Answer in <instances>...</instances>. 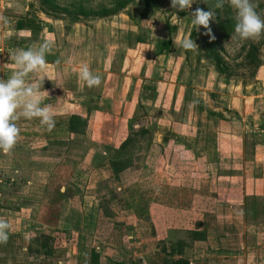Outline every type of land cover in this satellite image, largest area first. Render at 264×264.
<instances>
[{
	"label": "rangeland",
	"instance_id": "obj_1",
	"mask_svg": "<svg viewBox=\"0 0 264 264\" xmlns=\"http://www.w3.org/2000/svg\"><path fill=\"white\" fill-rule=\"evenodd\" d=\"M217 2L0 0V79L47 24L26 82L43 78L56 121L21 116L0 151V264H264V35L230 52L235 13ZM190 34L198 51L180 47Z\"/></svg>",
	"mask_w": 264,
	"mask_h": 264
},
{
	"label": "clouds",
	"instance_id": "obj_2",
	"mask_svg": "<svg viewBox=\"0 0 264 264\" xmlns=\"http://www.w3.org/2000/svg\"><path fill=\"white\" fill-rule=\"evenodd\" d=\"M196 0H171V6L178 11L191 8ZM229 6L234 10L235 24L230 41L225 44L230 52H235L245 41L254 40L264 35V16L258 11V0H227ZM224 0H218L216 7H222ZM212 10L200 8L191 12L192 31L203 27L207 34H211L209 23L214 19ZM0 20L7 22L6 18ZM212 39L215 37L212 36ZM180 47L186 51H198L197 44L191 34L180 41ZM51 51V43L43 42L36 49H20L14 56L17 70L7 79H0V151L9 153L16 144L20 129L16 121L22 117L26 119L39 118L42 126L48 131L55 127L54 114L49 106H41V88L43 78L40 81L26 82L29 74L43 68L46 64V54ZM81 80L87 87H98L102 78L94 74L87 64L82 65L79 72ZM9 223L0 218V245L6 244L9 239Z\"/></svg>",
	"mask_w": 264,
	"mask_h": 264
},
{
	"label": "trees",
	"instance_id": "obj_3",
	"mask_svg": "<svg viewBox=\"0 0 264 264\" xmlns=\"http://www.w3.org/2000/svg\"><path fill=\"white\" fill-rule=\"evenodd\" d=\"M17 27L18 28H21V29H26V27H24L23 25H22V23L21 22H18L17 23ZM27 29H29L32 33H35V31L36 30H34L32 27H28ZM73 118H75L74 116H71L70 117V122H68L69 123V129H71V130H75V128L73 129V124H72V119ZM77 129V128H76ZM128 142V139L125 141V142H123L122 144H121V146H120V148H123L124 147V145H125V143H127ZM125 148V147H124ZM123 148V149H124ZM118 152L119 151H117V154H118ZM120 153V152H119ZM118 157H115L113 160H111V166H112V169L114 170V172H116L117 173V171H118V169H120L121 167H122V165L124 164V160H125V162L127 163V161H128V159L127 158H123V157H120L119 156V154L117 155ZM95 257H96V255H94Z\"/></svg>",
	"mask_w": 264,
	"mask_h": 264
},
{
	"label": "crops",
	"instance_id": "obj_4",
	"mask_svg": "<svg viewBox=\"0 0 264 264\" xmlns=\"http://www.w3.org/2000/svg\"><path fill=\"white\" fill-rule=\"evenodd\" d=\"M47 24H43V34H44V36H43V39H42V41H40V43H42L43 41H44V37L46 36L47 37V35L46 34H48V30L47 29H45V28H47ZM25 30H27V28L25 29ZM28 36H30V35H28ZM46 42H48V41H46Z\"/></svg>",
	"mask_w": 264,
	"mask_h": 264
}]
</instances>
